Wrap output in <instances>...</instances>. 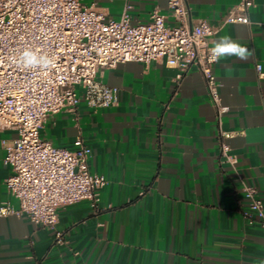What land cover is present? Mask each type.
Masks as SVG:
<instances>
[{
  "label": "crops",
  "instance_id": "1",
  "mask_svg": "<svg viewBox=\"0 0 264 264\" xmlns=\"http://www.w3.org/2000/svg\"><path fill=\"white\" fill-rule=\"evenodd\" d=\"M240 0H186L189 22L217 26ZM249 25L227 24L212 37L246 46V60L216 62L220 103L217 122L204 80L191 66L129 62L97 79L116 89V102L93 110L48 116L40 137L74 150L80 138L91 150L89 172L103 176L96 208L90 202L57 210L54 229L16 214L6 190L5 148L16 139L0 129V264H262L264 232L249 224L243 185L255 189L264 210V0H252ZM108 19L125 14L146 24L154 11L173 26L167 0H82ZM180 78H177V76ZM79 89V93L81 89ZM220 132L231 133L223 138ZM229 149L233 166L221 157ZM56 234L59 237H56Z\"/></svg>",
  "mask_w": 264,
  "mask_h": 264
},
{
  "label": "built area",
  "instance_id": "2",
  "mask_svg": "<svg viewBox=\"0 0 264 264\" xmlns=\"http://www.w3.org/2000/svg\"><path fill=\"white\" fill-rule=\"evenodd\" d=\"M252 6V0H240L212 26L204 20L189 22L186 0H167L174 25L166 26V16L157 11L149 23L133 25L125 14L114 21L94 4L84 6L82 0H0V129L16 132L3 158L9 169L6 190L18 201L16 214L36 226L54 229L61 207L80 201L97 207L106 181L89 172L91 150L80 138L74 141L73 151L58 148L39 133L48 116L74 112L80 101L93 110L113 105L116 89L97 79L103 70L159 60L180 71L193 66L204 80L220 123L227 108L220 103L211 39L224 25H249ZM25 50L48 56L52 66L23 67L19 60ZM255 69L259 78L264 77L259 65ZM221 157L231 166L236 162L223 144ZM242 192L249 209L244 217L264 232L263 205L255 189L243 185ZM8 212L0 209V215Z\"/></svg>",
  "mask_w": 264,
  "mask_h": 264
},
{
  "label": "clouds",
  "instance_id": "3",
  "mask_svg": "<svg viewBox=\"0 0 264 264\" xmlns=\"http://www.w3.org/2000/svg\"><path fill=\"white\" fill-rule=\"evenodd\" d=\"M210 59L218 62L227 56H235L241 60H246L250 50L239 42L232 40L230 36L221 37L220 41L210 50ZM19 63L25 68L47 69L52 66L53 61L45 55H38L32 50H25L20 57ZM264 264V262H262Z\"/></svg>",
  "mask_w": 264,
  "mask_h": 264
},
{
  "label": "rangeland",
  "instance_id": "4",
  "mask_svg": "<svg viewBox=\"0 0 264 264\" xmlns=\"http://www.w3.org/2000/svg\"><path fill=\"white\" fill-rule=\"evenodd\" d=\"M77 91L79 92V89H77Z\"/></svg>",
  "mask_w": 264,
  "mask_h": 264
}]
</instances>
